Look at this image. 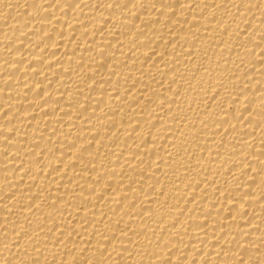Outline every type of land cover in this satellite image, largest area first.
Here are the masks:
<instances>
[{
	"label": "bare ground",
	"instance_id": "1",
	"mask_svg": "<svg viewBox=\"0 0 264 264\" xmlns=\"http://www.w3.org/2000/svg\"><path fill=\"white\" fill-rule=\"evenodd\" d=\"M0 264H264V0H0Z\"/></svg>",
	"mask_w": 264,
	"mask_h": 264
}]
</instances>
